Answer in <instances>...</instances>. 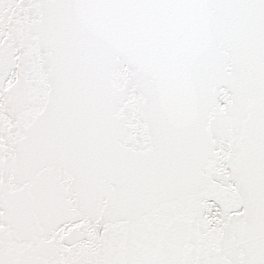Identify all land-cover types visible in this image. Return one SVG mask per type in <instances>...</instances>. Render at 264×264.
<instances>
[{
    "label": "snow or ice",
    "instance_id": "1",
    "mask_svg": "<svg viewBox=\"0 0 264 264\" xmlns=\"http://www.w3.org/2000/svg\"><path fill=\"white\" fill-rule=\"evenodd\" d=\"M0 264H264V0H0Z\"/></svg>",
    "mask_w": 264,
    "mask_h": 264
}]
</instances>
